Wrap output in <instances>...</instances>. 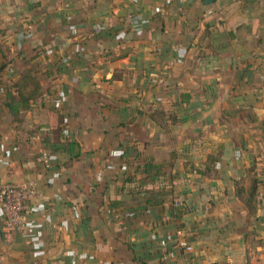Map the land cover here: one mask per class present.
I'll list each match as a JSON object with an SVG mask.
<instances>
[{
  "label": "crops",
  "instance_id": "crops-1",
  "mask_svg": "<svg viewBox=\"0 0 264 264\" xmlns=\"http://www.w3.org/2000/svg\"><path fill=\"white\" fill-rule=\"evenodd\" d=\"M183 1L0 0V187L42 193L0 264H264V0Z\"/></svg>",
  "mask_w": 264,
  "mask_h": 264
},
{
  "label": "built area",
  "instance_id": "built-area-1",
  "mask_svg": "<svg viewBox=\"0 0 264 264\" xmlns=\"http://www.w3.org/2000/svg\"><path fill=\"white\" fill-rule=\"evenodd\" d=\"M180 2H184L180 0ZM164 4L155 7L156 12H163ZM82 26L73 25L74 32H78ZM48 127H42L40 131H48ZM37 137V136H36ZM40 160L46 168L51 166V154L48 150L40 151ZM42 203V193L37 181L31 180L17 184L6 182L0 187V226L5 238H10L19 231L26 230L36 216L37 208ZM179 234H183L179 230ZM192 244H187L186 250L191 251ZM180 264H192L186 260Z\"/></svg>",
  "mask_w": 264,
  "mask_h": 264
},
{
  "label": "trees",
  "instance_id": "trees-1",
  "mask_svg": "<svg viewBox=\"0 0 264 264\" xmlns=\"http://www.w3.org/2000/svg\"><path fill=\"white\" fill-rule=\"evenodd\" d=\"M2 34V29L0 28V35ZM9 64V63H8ZM12 97V94L8 93V99ZM12 99L14 100L15 98L12 97ZM11 107H14L12 104H9ZM63 116H60L59 119V124L63 123ZM71 145L74 146V144L72 143ZM40 164L42 165L41 160L39 161ZM43 166V165H42ZM251 182L250 185L246 188L243 180L242 179H236L234 180L233 184H234V188L236 191V195L239 197L241 204L248 209V213L249 214H256L258 212V204L260 202L259 199V194L262 190H264V178H260L257 173L255 172V174L253 175V177H251ZM257 219H259V216H256Z\"/></svg>",
  "mask_w": 264,
  "mask_h": 264
},
{
  "label": "rangeland",
  "instance_id": "rangeland-1",
  "mask_svg": "<svg viewBox=\"0 0 264 264\" xmlns=\"http://www.w3.org/2000/svg\"><path fill=\"white\" fill-rule=\"evenodd\" d=\"M12 56L13 55H11L10 45L0 41V106L2 105V102L3 104L6 103L7 95H8V87L11 85L12 82L11 77H13L14 76L13 74L16 72V70H12V69L16 67L17 64H13L12 66L8 67L9 65L8 63L11 62L9 61L10 60L9 58H11ZM19 62H22V60L19 59ZM4 120H7V117ZM249 181H250L249 179L246 180L247 185L249 184ZM15 235L11 236L10 238H6V240L14 239ZM251 247H256V246L254 244H251Z\"/></svg>",
  "mask_w": 264,
  "mask_h": 264
},
{
  "label": "water",
  "instance_id": "water-1",
  "mask_svg": "<svg viewBox=\"0 0 264 264\" xmlns=\"http://www.w3.org/2000/svg\"><path fill=\"white\" fill-rule=\"evenodd\" d=\"M203 3L205 5H211L213 4L214 2L218 1V0H202ZM70 41V38H59L57 37L56 38V43L58 45V47L61 49V50H64V48L66 47V45L69 43ZM0 236L2 238L3 241H5V237H4V234L2 232V229H1V226H0Z\"/></svg>",
  "mask_w": 264,
  "mask_h": 264
}]
</instances>
